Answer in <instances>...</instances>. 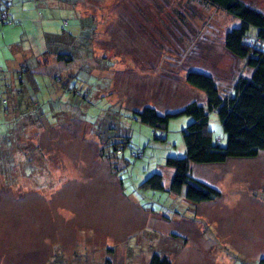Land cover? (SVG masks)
<instances>
[{
    "label": "rangeland",
    "instance_id": "374dc122",
    "mask_svg": "<svg viewBox=\"0 0 264 264\" xmlns=\"http://www.w3.org/2000/svg\"><path fill=\"white\" fill-rule=\"evenodd\" d=\"M240 1L264 13V0ZM0 6L12 19L0 26V76L18 88L15 75L25 65L37 83L29 116L24 97L21 116H7L0 101V134L8 137L0 136V264H148L154 253L170 264H258L264 152L191 164L193 178L221 193L193 203L185 187L169 191L172 169L165 165L169 156H184L181 132L191 118L171 119L160 141V130L134 113L201 104L202 94L184 83L188 68L210 74L223 91L249 75L245 61L223 46L239 20L202 0H0ZM44 50H70L75 60L34 69ZM58 73L68 91L59 86L50 96L49 76ZM0 91L7 97L1 80ZM208 129L225 144L214 112ZM138 149L143 156L134 158ZM157 172L163 190L144 187Z\"/></svg>",
    "mask_w": 264,
    "mask_h": 264
},
{
    "label": "trees",
    "instance_id": "16d2710c",
    "mask_svg": "<svg viewBox=\"0 0 264 264\" xmlns=\"http://www.w3.org/2000/svg\"><path fill=\"white\" fill-rule=\"evenodd\" d=\"M202 1L239 20L238 26L230 28L225 33L223 46L231 55L245 61L246 67L251 70L250 74L238 75L232 81L228 90L223 91L210 74L188 68L184 83L202 94L203 102L201 104L192 101L179 111L163 115L157 113L151 106H145L142 110L134 112L140 123L160 130L159 135H156L157 140L160 141H164L163 135L171 119L181 116L191 118V121L181 132L184 156H169L165 159V165L172 169L169 191L179 193L185 187V198L193 203L213 201L221 193L193 178L190 171L191 164L220 165L231 159H254L264 152V13L251 8L240 0ZM3 15H5V18H3ZM11 23L12 19L7 8L0 6V26ZM250 28L255 29L253 37L247 35ZM69 37L67 36V38ZM246 41L247 45L244 44ZM51 60L62 64H71L75 60V55L70 50L59 52L44 50L36 57L34 69L43 65L47 67ZM32 74L35 75L36 73L34 74L32 70L22 65L15 75V79L19 84L18 88L12 87L15 80L5 81L0 76L1 83L6 86L8 92L5 98L0 95L4 113L7 116H9L10 113L8 114V112L10 111L21 116L18 111V101L21 97H24L25 102H23V105L27 108L23 115L29 116L26 113L28 110V113L36 111V109L30 107V99L36 100L33 95H36L37 91V83L34 81ZM24 77L28 79L30 86L24 84ZM49 78V86L53 85L47 87L51 88L52 95L50 96L59 94L57 91L59 86L65 88L64 92L68 91L66 89L67 83L61 82L59 73L57 76H49ZM27 90L32 91L31 94H28ZM56 91L57 93L54 94ZM0 94H2L1 91ZM57 99L55 97L53 101ZM210 112L217 115L225 136L224 145H220L212 139L211 132L208 129V115ZM31 121L36 122L38 120L33 119ZM0 136L4 141L6 140L5 136L8 140L7 135L0 134ZM118 149L116 148L115 152H118ZM133 154L134 158L143 156L139 149ZM100 155L105 156L103 151L100 152ZM109 158L112 157L109 156ZM112 164H115V162ZM112 167L115 168L113 165ZM143 186L151 190H163L162 175L158 172L151 174L144 180ZM104 264H111L110 259H106ZM148 264H170V261L167 257H161L154 253ZM258 264H264V257L259 259Z\"/></svg>",
    "mask_w": 264,
    "mask_h": 264
},
{
    "label": "built area",
    "instance_id": "2783aa9c",
    "mask_svg": "<svg viewBox=\"0 0 264 264\" xmlns=\"http://www.w3.org/2000/svg\"><path fill=\"white\" fill-rule=\"evenodd\" d=\"M3 18H5V15H3ZM244 44H246V45H247V44H248V43H247V41H246ZM249 45H251V44H249Z\"/></svg>",
    "mask_w": 264,
    "mask_h": 264
},
{
    "label": "crops",
    "instance_id": "0c3cea01",
    "mask_svg": "<svg viewBox=\"0 0 264 264\" xmlns=\"http://www.w3.org/2000/svg\"><path fill=\"white\" fill-rule=\"evenodd\" d=\"M9 12V11H8Z\"/></svg>",
    "mask_w": 264,
    "mask_h": 264
}]
</instances>
